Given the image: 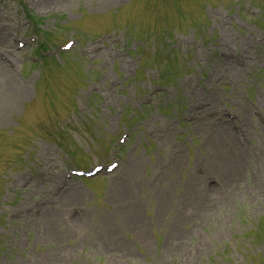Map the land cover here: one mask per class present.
Segmentation results:
<instances>
[{"label": "rangeland", "instance_id": "obj_1", "mask_svg": "<svg viewBox=\"0 0 264 264\" xmlns=\"http://www.w3.org/2000/svg\"><path fill=\"white\" fill-rule=\"evenodd\" d=\"M0 31V264H264V0H0Z\"/></svg>", "mask_w": 264, "mask_h": 264}, {"label": "bare ground", "instance_id": "obj_2", "mask_svg": "<svg viewBox=\"0 0 264 264\" xmlns=\"http://www.w3.org/2000/svg\"><path fill=\"white\" fill-rule=\"evenodd\" d=\"M4 36V34H3V32H1L0 31V39L2 38ZM5 72H7V73H5ZM10 73H9V70H7V69H4V72H3V70H2V78L3 79H5V80H10ZM223 130H225V135L226 136H228L229 135V131H226V129H223ZM223 132V131H222ZM78 187H75L73 190H74V192H75V194H81V190H80V187H79V185H77ZM74 192H73V194H74ZM198 195H197V197H195V193H194V191L192 192V196H191V198H194V200H195V198H196V201H198L197 200V198L200 196V197H202V196H204V190L202 189V188H200L199 189V192L197 193ZM67 197L66 196H64L63 197V201H65V199H66ZM46 218L47 219H49V217L48 216H46ZM192 219V218H191ZM190 219V220H191ZM195 220H196V222H200V219L199 218H197V215H196V217H195ZM181 223H183L182 221H180ZM180 231H181V229H180V227H179V223H177L175 226H173L172 228H171V230L169 231V234L168 235H170V238L172 237V234H175L176 236L180 233ZM172 233V234H171Z\"/></svg>", "mask_w": 264, "mask_h": 264}]
</instances>
